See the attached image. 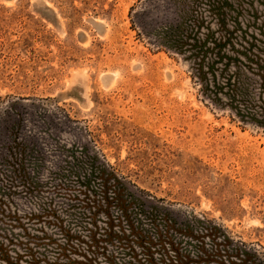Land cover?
I'll use <instances>...</instances> for the list:
<instances>
[{
  "label": "rangeland",
  "instance_id": "374dc122",
  "mask_svg": "<svg viewBox=\"0 0 264 264\" xmlns=\"http://www.w3.org/2000/svg\"><path fill=\"white\" fill-rule=\"evenodd\" d=\"M0 264H264V0H0Z\"/></svg>",
  "mask_w": 264,
  "mask_h": 264
}]
</instances>
